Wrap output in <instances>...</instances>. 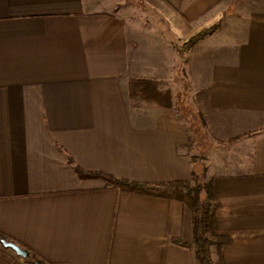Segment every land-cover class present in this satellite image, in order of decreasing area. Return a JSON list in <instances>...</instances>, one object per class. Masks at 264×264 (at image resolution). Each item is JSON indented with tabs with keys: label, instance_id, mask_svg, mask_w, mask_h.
Here are the masks:
<instances>
[{
	"label": "crops",
	"instance_id": "1",
	"mask_svg": "<svg viewBox=\"0 0 264 264\" xmlns=\"http://www.w3.org/2000/svg\"><path fill=\"white\" fill-rule=\"evenodd\" d=\"M131 77L155 79L171 107H132ZM198 132L231 239L222 262L264 264V0H0L6 240L47 264H197L172 242H193L192 196L110 178L190 180ZM0 264L26 263L4 250Z\"/></svg>",
	"mask_w": 264,
	"mask_h": 264
},
{
	"label": "trees",
	"instance_id": "2",
	"mask_svg": "<svg viewBox=\"0 0 264 264\" xmlns=\"http://www.w3.org/2000/svg\"><path fill=\"white\" fill-rule=\"evenodd\" d=\"M215 30L216 28H211L200 32L184 43L183 47H185V50L192 48L199 41L209 37ZM128 94L132 107L141 106L143 104H157L163 108H170L173 103L171 92L168 90H161L158 82L152 78L131 77L128 83ZM240 138H242V136L232 138L231 140ZM191 159L194 170L191 179L188 181L148 184L113 177L110 178V182L113 184V187L122 188L128 193L151 194L169 191L192 196L194 198L193 242H186L182 238H173L172 242L190 249L197 264H223L220 250L224 245H227L231 239L229 236L220 235L216 231V216L220 208V203L215 195L214 183L212 179L207 180V167L204 165L203 170L199 172V169L195 167L199 168L200 165H198L194 157ZM0 238L7 239L1 234ZM213 249L217 251V261H214L212 258ZM2 251H4V249L0 248V252ZM24 262L31 264L35 262L47 264L37 254L31 251Z\"/></svg>",
	"mask_w": 264,
	"mask_h": 264
},
{
	"label": "rangeland",
	"instance_id": "3",
	"mask_svg": "<svg viewBox=\"0 0 264 264\" xmlns=\"http://www.w3.org/2000/svg\"><path fill=\"white\" fill-rule=\"evenodd\" d=\"M146 15L148 16L149 19H147V18H145V17H142V16H141V18H142L144 21H148L152 27H153L154 25H156V24H155L156 22H154L155 19L153 18V15H152V14H149V13H146ZM179 69H180V71L182 72L183 75H184V74H185V75H188V78H190V77L192 76V73H193L192 70L188 69V71L186 70V73H185V71H184V72L182 71V68H181V67H180ZM173 74H174V76L176 75L175 70L172 71V75H173ZM189 74H190V75H189ZM180 85H181V84H180ZM180 85H178L177 87L179 88ZM183 86H184V84H183ZM189 88H190V87H189ZM181 90H183V89H181ZM181 90H180V91H181ZM184 95H185V98L187 97V98L190 100V98L188 97V95H190V93H186V92H185ZM193 115L196 116V114H193ZM188 117H189L190 121L195 122L196 117L192 116L191 113H189V116H188ZM204 136H206V135H205V133H203V132H198V133H196V134H194V135L192 136V138H193L192 141H193L194 147H195V148L197 147V150H199V151H198L199 153L197 154V156L194 157V159L196 160V162H198V165H200V167L198 166L199 168L195 167L196 169H199V172L202 171L203 168H204V165L206 166V164H207L206 159L203 157V153H205V152L208 150L209 146L206 145L205 143H203L201 137H204ZM190 148H192V146H191ZM206 177H207V180H210L209 177H208L207 171H206ZM0 248L4 249V248L2 247V245H0ZM4 250H7L9 253L13 254L15 257H18V256L16 255V253H15L14 251H12L11 249H4ZM217 256H218L217 251H216V249H214V251H213V253H212V258H213L214 261H217ZM18 258H19V257H18Z\"/></svg>",
	"mask_w": 264,
	"mask_h": 264
},
{
	"label": "water",
	"instance_id": "4",
	"mask_svg": "<svg viewBox=\"0 0 264 264\" xmlns=\"http://www.w3.org/2000/svg\"><path fill=\"white\" fill-rule=\"evenodd\" d=\"M0 245H2L4 249H11L16 253L18 257L22 258L23 260L27 259L28 256L30 255V252L28 250L23 249L19 245L11 241H8L6 239L0 238ZM34 264H39V263L35 262Z\"/></svg>",
	"mask_w": 264,
	"mask_h": 264
},
{
	"label": "built area",
	"instance_id": "5",
	"mask_svg": "<svg viewBox=\"0 0 264 264\" xmlns=\"http://www.w3.org/2000/svg\"><path fill=\"white\" fill-rule=\"evenodd\" d=\"M26 264H31V263H26Z\"/></svg>",
	"mask_w": 264,
	"mask_h": 264
}]
</instances>
